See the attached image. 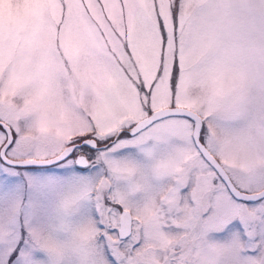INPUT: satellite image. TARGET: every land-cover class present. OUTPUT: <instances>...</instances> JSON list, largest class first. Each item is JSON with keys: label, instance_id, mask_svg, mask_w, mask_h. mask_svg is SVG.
<instances>
[{"label": "snow or ice", "instance_id": "obj_1", "mask_svg": "<svg viewBox=\"0 0 264 264\" xmlns=\"http://www.w3.org/2000/svg\"><path fill=\"white\" fill-rule=\"evenodd\" d=\"M0 264H264V0H0Z\"/></svg>", "mask_w": 264, "mask_h": 264}]
</instances>
